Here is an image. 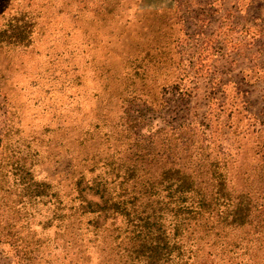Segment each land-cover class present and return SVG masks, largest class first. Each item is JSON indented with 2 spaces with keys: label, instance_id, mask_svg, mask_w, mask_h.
Here are the masks:
<instances>
[{
  "label": "rangeland",
  "instance_id": "obj_1",
  "mask_svg": "<svg viewBox=\"0 0 264 264\" xmlns=\"http://www.w3.org/2000/svg\"><path fill=\"white\" fill-rule=\"evenodd\" d=\"M180 118L259 200L264 0H0V264H117L119 221L66 215L93 180L157 173L136 134ZM262 228L200 243L190 264H264Z\"/></svg>",
  "mask_w": 264,
  "mask_h": 264
},
{
  "label": "trees",
  "instance_id": "obj_2",
  "mask_svg": "<svg viewBox=\"0 0 264 264\" xmlns=\"http://www.w3.org/2000/svg\"><path fill=\"white\" fill-rule=\"evenodd\" d=\"M18 39L22 42L23 37ZM149 93L139 90L141 97ZM142 119L138 114L131 118L135 127ZM187 121L180 118L167 129L136 134V142L145 149L139 156L142 161H156L157 173L148 176L149 170L132 165L117 170L110 182L93 180L80 188L77 204L66 215V220L95 216L102 223L89 221L94 230L108 220L119 221L120 225H109L117 264H190L200 243L213 245L229 231L247 226H256L258 232L262 228L264 187L259 200L231 188L226 164L207 152L208 135L197 136ZM86 189L95 201L81 194Z\"/></svg>",
  "mask_w": 264,
  "mask_h": 264
}]
</instances>
